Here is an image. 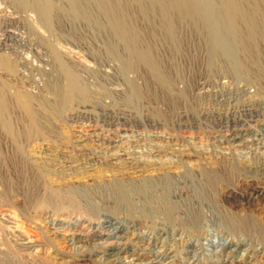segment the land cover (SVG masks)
Instances as JSON below:
<instances>
[{
  "label": "rangeland",
  "instance_id": "1",
  "mask_svg": "<svg viewBox=\"0 0 264 264\" xmlns=\"http://www.w3.org/2000/svg\"><path fill=\"white\" fill-rule=\"evenodd\" d=\"M0 1L14 15L28 17L31 25L34 21L35 29L29 25L27 32L30 48L36 49L38 65L37 71L27 72L30 78L37 79L34 89L21 91L14 81L16 64L0 51V63L7 61L14 67L8 72L4 68L7 64L0 66V264H101L91 258L94 242L88 243L85 248L88 255H85L77 241L59 234L62 226L40 218L48 209L60 210L50 192L67 189L92 194L94 198L96 191L104 186H144L150 178L160 176L161 172L153 169L187 167L186 175H195L200 167L217 169L235 161L248 165L252 161L251 166L256 169L264 166V136L260 135L264 117H246L242 92L245 88H250L248 91L252 93L260 92V85L252 83L254 79L237 80L223 59L211 66L204 50L205 39L188 15L173 11L167 24L160 10L141 8L140 4L148 5L150 0H140V4L135 0L122 1L125 17L142 38L141 48L151 55L158 72L166 78L167 82L163 83L151 69L134 61L125 45L116 39L111 28L115 13L102 10L100 0H76L77 4L82 3L80 19L68 16L71 11L68 0H54L58 11L49 26L32 9H22L12 0ZM236 1L241 7L239 13L231 12L236 15L235 24L240 26L245 22L246 12L256 21H263L257 5L263 6L264 0ZM11 25L8 31L13 29ZM243 36L258 38L246 32ZM58 59L64 66H58ZM43 67L50 71L43 72ZM69 72L77 74L87 88L86 95L70 91ZM33 82L31 79L29 83ZM260 108L257 110L263 112L264 107ZM121 118L128 119L129 124L123 125ZM233 135L241 137V141H232ZM69 162L77 165L71 169L94 170L87 174L71 171L55 177L57 169H70ZM240 180L231 179L226 186L214 190L218 196H212L213 204L202 209L198 223L183 220L193 229L190 234L176 232L174 219L164 221L170 234L161 239L175 249L176 264H230L225 248L232 240L245 245L238 253L239 258L251 249L245 264H264V190L261 189L264 184L257 186ZM231 186L237 187L240 195L262 190L263 196L243 202L239 195L236 202L228 203L224 201L226 187ZM191 201L183 198L177 207L188 210ZM138 207L128 209L119 204L112 214L118 216L120 209L127 210L121 218L128 227L138 220L134 229L129 228V237L124 241L129 245L127 248L136 250V255L146 257V252L137 245L147 246L157 235L147 226L149 212L143 209L139 212ZM230 211L245 223L253 222L255 231L240 226L233 227V233L224 230L228 226L225 213L230 216ZM143 216L148 219L146 222ZM76 226L73 222L67 230ZM22 239L34 241L38 252H25L20 244ZM189 242L194 244L195 257L185 255ZM124 262L146 264L148 260L137 257Z\"/></svg>",
  "mask_w": 264,
  "mask_h": 264
},
{
  "label": "bare ground",
  "instance_id": "2",
  "mask_svg": "<svg viewBox=\"0 0 264 264\" xmlns=\"http://www.w3.org/2000/svg\"><path fill=\"white\" fill-rule=\"evenodd\" d=\"M12 1L14 2V4H16L22 9L30 8L32 9V11L37 12V15H39L40 18L39 20L47 26L51 25V20L53 21L52 18L54 16L55 11H58L54 0ZM68 1L70 3L69 6L71 7V11L68 13V16L80 19V17L83 16V9L81 7L82 3L79 2V4H77L78 0L77 2L76 0ZM122 1L123 0H100V8H103L102 10H105L110 13L113 11L115 13L111 19L113 21V24L111 26L113 34L116 36V39L118 38L121 41V44L123 43L125 45L127 53H129L130 57L134 61L147 66V68L151 69L153 73H156L155 78H157L160 82L166 83V78L160 72H158L159 68L157 67L156 63H154L155 61H153L151 55L141 48L142 38L140 37L137 30L134 28L135 26L132 25V22L125 17L124 11L126 7L123 5ZM135 1L140 4V0ZM140 6L141 8H144L143 10L146 11H153L154 9L160 10L162 17L165 21H167V24L170 23L169 14L173 11L177 12L180 15H188L189 17H191L198 32L205 39L204 50H206L207 52L208 62L210 61L209 64H211V66H214V64L217 65V62H220V59H223L226 67L231 72V75L233 74L234 77L237 78V80H239V78L241 80L243 78H248L251 81L252 79H254L255 81H252V83L257 85V87L260 85V92L258 90H255V92L253 93L249 92L248 90L250 89L249 87L251 84L248 85V90H246V88L242 90V92L244 93L243 97H245L246 99V104L244 105V112L245 114L247 113L246 117H248L249 119H257L259 117H264V111L261 112L262 110H257L260 107H264V86L262 87V85H264V4L263 6L257 5V7H259L258 10L260 11V18H262L263 20L262 22H259V20L256 21V18L253 15H250V13L246 12L244 13L245 22H243L242 24L240 23V26L235 24L236 15L234 16L231 14L232 11H236L237 13L240 12L241 6H239L236 0H150L148 5L140 4ZM60 11L62 12L63 10ZM167 27L173 28L172 26ZM168 32L171 35L174 34L173 30H168ZM245 32L246 35H258V38L255 36V38L252 37L249 39H245V37L243 36ZM57 63L60 67H62V65L64 66V64L60 62L59 59ZM5 64H7L8 66ZM0 66H4V68L6 67L8 69V72L14 70L13 65H9V62L7 61H1ZM251 67L254 68L251 69ZM67 77L70 81L71 92L77 91L82 95L87 94V88L83 85V83H81V80L78 78L77 74L69 72V74L67 73ZM251 81H249L248 84ZM201 91L203 90L201 89ZM68 96H71V94ZM121 120H123V125L129 124L130 122L128 119L124 118H121ZM225 122L227 121L225 120ZM247 122L249 121L247 120ZM122 123L119 122V124ZM260 135L264 136V129H262ZM254 137L256 138V135ZM231 140L241 141V137L233 135ZM218 141L220 142V140ZM234 156L235 155H233V157ZM256 160L257 159H255V162H257ZM236 162L237 161H235V163L226 164L224 166L222 164L221 166L219 165L220 167H218V164L216 163V166L218 167L217 169H201L202 167H200L199 170L197 169L198 175H190L189 173H187L186 175L187 167H185L186 169L184 170L181 168L153 169V171L161 172L159 173L160 176H157L156 178L154 177L155 179H153V177L150 178L152 180L149 179V181H147L144 186H141L140 184H135L134 188H128L124 185L117 188L104 186L103 188H100L96 191L98 194H95L94 198L92 194H83L73 191L69 192V190L67 189H65L64 191H53L49 193L51 194L50 197H53L55 199L54 201L56 205H60V210L54 211L52 209H48L41 213L40 218L44 220V222L51 223L54 226H62V228L60 227L61 229L59 231V234L70 241H77V243H79L81 247V249L79 248V250H82L84 254L88 251V249H85L88 243L94 242V248L91 249L92 251L90 250V254L92 256L91 258L100 261L101 264H125V260H134V258L137 257L139 259L148 260L146 264H176L178 259L175 249L173 248V246L168 245L165 240L161 239L164 235L170 234V232H168V230L165 228V226H168L165 223L166 219L169 218L172 221L174 219L173 222H175L176 225V232L182 234H190L193 229L182 223L183 220H188L189 222H199V217L203 216V214L199 215L201 214L202 209L213 204L212 196L217 193H215L214 190H217L218 188L220 189V187L222 186H226V183H229L231 179H244L246 180V182H250L253 185L256 184L257 186L260 184H264V166L262 168L258 167L259 169H256L255 167H252L253 165L251 166L252 161L250 162V165L244 163L243 161V163ZM69 167L70 169H57V171L54 170L56 171L55 174H58L55 177L67 175L71 171L72 174H77L80 172L82 174H87L90 173V171L94 170L71 169L77 168V165H75V163L73 162H69ZM172 170H183V172L181 171V173H173ZM194 173L195 172H193V174ZM189 184H191L192 187H189ZM227 187V199L224 197V199H226L224 201L230 203L229 201H235V198L239 196L240 193L238 192L237 187ZM261 189L264 190V188ZM261 192L255 190L254 193L244 195L241 194L240 196L243 198V202H248L251 201V199L262 197L263 193ZM129 196H132L134 199H131ZM183 198H185L186 200L192 199L191 203H188V205H192H190V210H185L186 208L180 209L179 207H177V203L180 201L182 202ZM119 204H124L128 209H131L133 206H140L136 209L137 211L141 212L143 209L145 212H149L150 225L147 224V226L150 229L151 233L153 232L157 236H155L154 240L147 246L140 244L137 245L141 249V251L146 252V257H140V254L136 255V250H131L127 248L129 245L128 243H126L127 241H124L127 240L129 237L127 235V231L129 230V228L134 229L137 226L138 220L134 222V226L128 227L126 221H123V218H121L122 215L127 214V210L124 211L120 209L118 216L112 214V211L115 210V206ZM110 205L112 206V208H110ZM215 205L217 204L215 203ZM215 205H213L212 207H214ZM222 206H220V208ZM225 209L227 210V207ZM227 212L229 213L228 210ZM228 213H225V216L228 217V226L225 225L224 230L233 233L232 228H238L240 226L244 227V229L246 228L249 230H252L253 228V230L255 231L253 222L245 223V220H243V218H237L236 215H233V212L230 211V216H228ZM134 214L135 213H133V215ZM225 216L222 217L225 218ZM142 218L144 219L143 222H146L148 220L144 216ZM73 222H76L77 226L72 227L71 229L69 228L70 230H67V228L70 227ZM233 223L235 224L234 226ZM20 244L22 247H24L25 252H38V250H36L35 248L36 245L34 244V241L30 239H22L20 240ZM243 244V242L232 240L228 244L229 246L225 248L227 258L229 261H231L230 264H245L247 262V257L249 258V251H251V249L246 251L247 254L244 253L243 256H241L243 257V259L241 257L240 259L238 256V253H240V249L245 246ZM193 245L194 244L192 242L188 243L187 249L185 251L186 256L194 255L195 257V254L197 252L195 253V250H193ZM233 245H235V247L231 248ZM83 247L84 249H82ZM228 248H231L230 251H227Z\"/></svg>",
  "mask_w": 264,
  "mask_h": 264
},
{
  "label": "built area",
  "instance_id": "3",
  "mask_svg": "<svg viewBox=\"0 0 264 264\" xmlns=\"http://www.w3.org/2000/svg\"><path fill=\"white\" fill-rule=\"evenodd\" d=\"M29 18L13 14L8 7L2 5L0 1V51L7 53L17 66V77L14 80L15 84L21 91L30 92L34 89L37 79L28 75V71H37L38 65L35 63V48H30V36L27 32L29 25ZM12 24V25H11ZM11 25L13 28L8 31ZM31 27H34V21ZM43 72L50 71L48 67L42 68ZM34 82L30 84V80Z\"/></svg>",
  "mask_w": 264,
  "mask_h": 264
}]
</instances>
